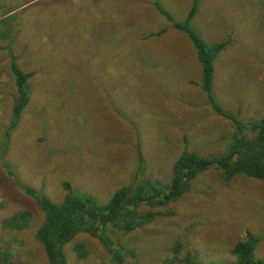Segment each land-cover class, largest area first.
Masks as SVG:
<instances>
[{"label":"rangeland","instance_id":"rangeland-1","mask_svg":"<svg viewBox=\"0 0 264 264\" xmlns=\"http://www.w3.org/2000/svg\"><path fill=\"white\" fill-rule=\"evenodd\" d=\"M76 1L0 0V264H50L42 201L100 211L120 189L140 224L96 220L68 264H236L248 233L264 264L263 179L210 166L161 200L182 156L227 153L237 125L214 103L250 138L264 119V0ZM185 27L224 45L210 92Z\"/></svg>","mask_w":264,"mask_h":264},{"label":"trees","instance_id":"trees-1","mask_svg":"<svg viewBox=\"0 0 264 264\" xmlns=\"http://www.w3.org/2000/svg\"><path fill=\"white\" fill-rule=\"evenodd\" d=\"M195 13V9H192L189 13L188 21ZM176 26L183 27L178 24ZM185 28L199 49V56L204 64V88L210 92L214 71L212 62L224 45L206 48L196 33L188 27ZM15 71L18 75L19 86L23 88L26 75L20 71ZM214 106L220 113L233 118L232 120L237 125L233 140L228 144L227 153L218 158L202 157L194 154L182 156L176 164L173 189L161 198L163 202H171L178 199L189 189L191 178L198 172L205 171L210 166L222 168L227 178H231L238 173H244L264 180V119L248 123L251 129L255 131L254 138H250L243 133L244 127L247 125L245 122L225 113L222 109H219L216 103H214ZM18 107L20 106L18 105ZM125 193L126 189L117 191L110 204L100 211H97L92 206L86 207L85 203L89 199L82 200L72 193L68 194L62 204H50L47 201H42V206L46 208L48 216L43 226L39 229L38 236L45 244L50 264H68L63 250L64 245L86 229L94 234L97 233L94 232L99 231L98 224L95 223L96 220L103 224L109 222L117 223V221L118 223L123 222L122 226L127 229L140 224V222H133V225L127 220V216H131V210H136V208L133 207L132 201L126 199ZM140 194L134 197L137 204H139V201L148 200L150 202L153 198L151 195ZM257 241L258 239L254 235L248 233L246 239L236 243L232 254L238 258V263H256L253 258L256 254L255 245ZM114 251L115 255H121L120 252ZM4 258L6 259L8 256ZM186 262L187 264H198L191 259H187Z\"/></svg>","mask_w":264,"mask_h":264},{"label":"crops","instance_id":"crops-1","mask_svg":"<svg viewBox=\"0 0 264 264\" xmlns=\"http://www.w3.org/2000/svg\"><path fill=\"white\" fill-rule=\"evenodd\" d=\"M77 1H78V2L80 1L79 3H82L83 5L87 2V0H77ZM77 1H76V2H77ZM193 43H194V42H193Z\"/></svg>","mask_w":264,"mask_h":264},{"label":"water","instance_id":"water-1","mask_svg":"<svg viewBox=\"0 0 264 264\" xmlns=\"http://www.w3.org/2000/svg\"><path fill=\"white\" fill-rule=\"evenodd\" d=\"M236 264H261V263H236Z\"/></svg>","mask_w":264,"mask_h":264}]
</instances>
